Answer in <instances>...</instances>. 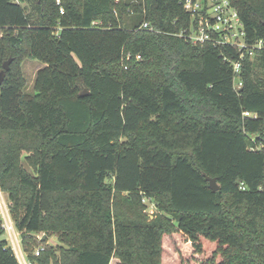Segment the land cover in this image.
Returning <instances> with one entry per match:
<instances>
[{"label": "trees", "instance_id": "obj_1", "mask_svg": "<svg viewBox=\"0 0 264 264\" xmlns=\"http://www.w3.org/2000/svg\"><path fill=\"white\" fill-rule=\"evenodd\" d=\"M33 1L0 0V189L29 258L161 264L174 237L205 264H264V0H233L263 41L237 89L235 48L176 34L183 0ZM26 58L43 64L32 93ZM0 264H18L5 237Z\"/></svg>", "mask_w": 264, "mask_h": 264}, {"label": "built area", "instance_id": "obj_2", "mask_svg": "<svg viewBox=\"0 0 264 264\" xmlns=\"http://www.w3.org/2000/svg\"><path fill=\"white\" fill-rule=\"evenodd\" d=\"M56 2L59 3V0H56ZM182 6L189 16V22L186 27L180 29L176 34L183 36L192 44L210 43L214 46L223 44L235 48L238 52V59L232 62L233 84L234 88H239L242 85L240 78L242 59L245 56H254L257 50L262 48L263 41L257 40L253 43H247L243 23L233 0H183ZM60 11H62L61 8ZM93 24H95V21ZM148 26L147 22H143L140 27L148 28ZM136 57L138 58L139 55ZM223 59H226V57H223ZM124 67L126 66L124 65ZM244 115L251 116L252 113L244 111ZM253 115L255 116V114ZM0 226L18 264H38L36 260L29 258L23 247L21 233L17 230L10 214L7 194L1 189ZM44 247V244L36 246L32 254L37 256Z\"/></svg>", "mask_w": 264, "mask_h": 264}, {"label": "rangeland", "instance_id": "obj_3", "mask_svg": "<svg viewBox=\"0 0 264 264\" xmlns=\"http://www.w3.org/2000/svg\"><path fill=\"white\" fill-rule=\"evenodd\" d=\"M21 4L24 5L25 10L27 12V14L32 15L35 13V9L36 6L34 4L33 0H20ZM3 34V31L0 30V36ZM43 64H41L39 61H37L36 59H30V58H26L23 63H22V71H23V75L25 78V83H26V87H25V91L28 93H32L33 89H32V85H33V79H34V75H35V71L37 68L41 67ZM255 73H256V77L255 78H263L264 77V65L260 62H258V64H256L255 66ZM144 204H146V207L144 209V211L148 212V213H152L155 210V206L153 201L151 200V198H143L142 201ZM34 238L39 239L44 235L43 231H39L37 233H34ZM0 237H6L5 234L3 233L2 235H0ZM178 238H174V237H170V238H166L164 241H167V245L165 242V245L167 248H165V251L163 250L162 253V258H161V264H179L178 261H180V264H205L204 259H205V254L200 255L199 253H196L190 243L183 245L178 243ZM31 246H33V241H31ZM50 246L58 247L60 246L62 243V239H60L58 237L57 234H50L48 236V238L46 239V243ZM168 247H173L175 251H170L168 249ZM218 258H220V256H217ZM216 257V258H217ZM117 263V259L113 258L111 264H116Z\"/></svg>", "mask_w": 264, "mask_h": 264}, {"label": "water", "instance_id": "obj_4", "mask_svg": "<svg viewBox=\"0 0 264 264\" xmlns=\"http://www.w3.org/2000/svg\"><path fill=\"white\" fill-rule=\"evenodd\" d=\"M11 62V58H8L7 60L3 61L2 63V66L0 68V84L2 83V80L4 78V74H5V71L9 68V64ZM87 89L86 88H83L81 91H80V95L81 96H85L87 94ZM206 179L208 180V185L209 187L213 190V191H216L219 189V184L217 183L215 177H209V176H205ZM45 238V235H43L41 237V239Z\"/></svg>", "mask_w": 264, "mask_h": 264}, {"label": "crops", "instance_id": "obj_5", "mask_svg": "<svg viewBox=\"0 0 264 264\" xmlns=\"http://www.w3.org/2000/svg\"><path fill=\"white\" fill-rule=\"evenodd\" d=\"M42 64V63H41ZM37 70V69H36ZM36 72V71H35Z\"/></svg>", "mask_w": 264, "mask_h": 264}]
</instances>
